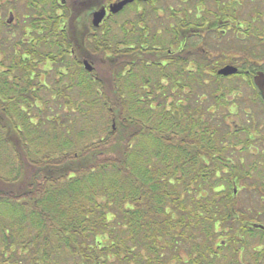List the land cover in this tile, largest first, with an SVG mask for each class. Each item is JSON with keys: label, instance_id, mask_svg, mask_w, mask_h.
Wrapping results in <instances>:
<instances>
[{"label": "trees", "instance_id": "obj_1", "mask_svg": "<svg viewBox=\"0 0 264 264\" xmlns=\"http://www.w3.org/2000/svg\"><path fill=\"white\" fill-rule=\"evenodd\" d=\"M101 40L92 72L79 52L65 55L63 79L54 71L46 90L37 64L0 55V264H234L236 241L249 239L236 227L246 215L235 209L244 168L234 152L251 139L226 121V93L247 95L217 74L229 57L214 48L190 66L163 64L152 53L107 56ZM33 109L55 124L41 126ZM81 116L88 132L72 134Z\"/></svg>", "mask_w": 264, "mask_h": 264}, {"label": "flooded vegetation", "instance_id": "obj_2", "mask_svg": "<svg viewBox=\"0 0 264 264\" xmlns=\"http://www.w3.org/2000/svg\"><path fill=\"white\" fill-rule=\"evenodd\" d=\"M122 1L0 0V55L11 49L14 56L19 55L17 59L37 64L42 73L36 84L44 88L52 86L54 71H60L57 81L63 79L65 55L74 59L79 52L81 65L86 61L92 72L97 64L96 43L101 39V43H108L102 51L107 56L131 53L140 57L152 53L157 62L161 57H183L188 66L192 59L207 56L208 50L214 48L229 57L221 68L230 65L237 71L223 77H236L243 85L250 77L253 85V89L249 85L246 96L226 98L232 102V133L244 135L246 131L251 139L235 147L234 157L244 168V172L238 170L236 174L235 209L246 215L242 219L237 215L236 227L239 234H247L249 239L245 237L239 249L236 244L240 239L236 241L234 264H264V163L258 161L264 158V101L253 83L257 73H264V57H259V61L248 59L252 67L237 60L256 48L257 55L264 52V0H125L118 8L116 5ZM17 5L23 11L19 17ZM97 13L102 16L95 23ZM161 48L164 54L159 53ZM32 51L44 54V59L31 57ZM238 101H245L246 105L239 112H232L238 109ZM244 154L250 159L246 160ZM248 183L258 186L246 191Z\"/></svg>", "mask_w": 264, "mask_h": 264}, {"label": "rangeland", "instance_id": "obj_3", "mask_svg": "<svg viewBox=\"0 0 264 264\" xmlns=\"http://www.w3.org/2000/svg\"><path fill=\"white\" fill-rule=\"evenodd\" d=\"M260 10H262V9H260ZM22 10H21V5H17V8H16V17H19L21 14H22ZM257 27H261L260 26V24H257L256 25ZM261 31H264V27L262 26V28H261ZM243 57H246L245 55H243V56H240V57H238V59L237 60H240V59H242ZM218 58V57H217ZM248 59H251V60H256V58H254V57H248ZM259 61V60H258ZM233 81H227L226 82V85L229 87V86H231V85H234L235 83H236V80H240V79H232ZM238 89H242L241 90V94L242 95H245V94H249V93H247V90H245V87H243V85H242V83H240V87H239V85H238ZM235 93L236 92H238V90H235L234 91ZM234 92H232L231 94H229L228 92L226 93V98L227 99H231V97L233 96V95H235V93ZM246 96V95H245ZM74 99V98H73ZM209 101H212L211 100V98H209L208 99ZM56 106V105H55ZM56 107H58V106H56ZM54 109H55V107H54ZM56 110V109H55ZM35 113H36V111H35V109H33V112H31V115L30 116H32L33 118H35ZM47 113V110H45L44 111V113L42 114H38V113H36V115H37V117L39 118V124H40V122L42 123V125L41 126H43V127H46L48 124H50L51 123V126H53L54 124H55V122L54 121H50V122H47V123H45V122H43L41 119V117H43V115L44 114H46ZM50 114H53V109H52V112L51 111H49V114H47V115H50ZM38 118H36V119H38ZM232 117L231 116H229V117H227V119H226V121H227V124L229 125L228 127L230 128V129H232V128H234V125H233V123H232ZM32 124H34L33 122H32ZM73 124H74V126H73V128H72V130H70V132L73 134V132L72 131H75L76 130V132H79L80 130H82L83 132H88V128H87V126H88V123H87V120L86 119H84L82 116H81V118H79V117H77V119H74L73 120ZM113 125H114V122H113ZM36 128H38V127H36ZM68 129H70V127H63V129H61L63 132H62V135H64L63 133H65V131L66 130H68ZM43 132V131H42ZM239 146H236V148H238ZM236 151V150H235ZM235 152H234V156H235ZM240 155V154H239ZM38 154L37 153H35V152H29V158L30 159H37L38 158ZM244 157H245V159L246 160H248V159H250V155H248V154H244L243 155ZM255 158V157H254ZM256 159V158H255ZM258 161H260V162H262L263 161V163H264V158H262V159H260V160H258ZM42 172L45 174V175H49V176H57V173H58V170H56V168H54L52 171H49V170H47L46 168H44V170H42ZM248 182V181H247ZM257 185V183H248L247 184V186H248V188L246 189V191L250 188V187H254V186H256ZM258 186V185H257ZM245 190V189H244ZM244 202V201H243Z\"/></svg>", "mask_w": 264, "mask_h": 264}, {"label": "water", "instance_id": "obj_4", "mask_svg": "<svg viewBox=\"0 0 264 264\" xmlns=\"http://www.w3.org/2000/svg\"><path fill=\"white\" fill-rule=\"evenodd\" d=\"M126 1H122L121 3H119L118 5H116L118 8L121 7ZM102 16L101 13H97V17H96V20H95V23L98 22V20L100 19V17ZM85 64V67L87 70H91V67L88 66L86 64V62H84ZM237 71V68L234 67V66H230V65H226L222 68H220L218 71H217V74L218 75H221V76H229V75H232V74H235ZM253 83L255 85V87L257 88V90L259 91V94L261 96V98L263 99L264 101V73L262 72H259L257 73L254 78H253Z\"/></svg>", "mask_w": 264, "mask_h": 264}]
</instances>
